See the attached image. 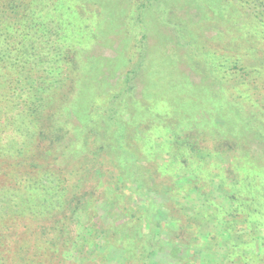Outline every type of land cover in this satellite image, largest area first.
I'll return each mask as SVG.
<instances>
[{
    "label": "rangeland",
    "instance_id": "1",
    "mask_svg": "<svg viewBox=\"0 0 264 264\" xmlns=\"http://www.w3.org/2000/svg\"><path fill=\"white\" fill-rule=\"evenodd\" d=\"M0 62V94L51 85L12 143L33 163L0 176L4 235H74L76 264H142L145 235L150 264H264V0H0ZM28 174L34 214L8 182Z\"/></svg>",
    "mask_w": 264,
    "mask_h": 264
},
{
    "label": "trees",
    "instance_id": "2",
    "mask_svg": "<svg viewBox=\"0 0 264 264\" xmlns=\"http://www.w3.org/2000/svg\"><path fill=\"white\" fill-rule=\"evenodd\" d=\"M8 33L9 31H7L6 34L8 35ZM16 36L18 38L23 37L21 35ZM33 50L34 48H21L19 54L26 57L29 55L32 56ZM34 65H38V63L32 64L29 60H22L18 63L16 61H14V63H4L5 68L18 72H20L21 70L25 71L26 68ZM53 67L56 68L55 65H53ZM47 68L49 69L51 68V66H48ZM40 79H42L41 83H35V85H32L27 81V78H24V75L19 74L18 78L14 79L15 85H13L10 81L7 83L8 85H13L14 91L12 93L0 94V124L5 122V126L0 129V176H2L3 178H6L9 175V171L11 169L16 168L17 171L19 170L22 172L23 169H26V167H30V165L33 163V156L31 161H26L31 148L27 145H24L25 149L19 148L23 143H18V145L13 144L17 145L14 153V163L11 164L7 162L8 159L6 157V154L12 152V143H14V141H19L18 136L23 133L22 131L25 128H29L30 126L33 127V125L36 124L35 121L40 119L43 108H45L43 105L47 95L49 94L48 90H50L51 85L49 84L48 80L42 77ZM1 82L2 80L0 79V85L2 84ZM8 107L10 108L8 109ZM139 115L140 114L133 116ZM110 117H112L113 123H115V121L117 120V116H115V114H111ZM18 122H20V126L19 124H16ZM90 125L91 123H88L87 127L89 128ZM57 126H61V124H58ZM58 129L61 130V128ZM9 130L12 132L15 130L19 131L18 135H15L17 137H9ZM228 130H231V128H229ZM231 133L232 131H229V134ZM11 139H13V141H11ZM40 178L41 177L39 175L28 174L24 180H8L11 187L13 186V184L17 186L15 187L16 190L20 189L21 187L22 189L25 188L24 195L21 194L22 201L20 202L27 204L25 212L27 211L29 213V203L33 204L35 200L34 198V200L29 199L28 195H32L36 198L37 201H41V203H38L39 209H42L45 205V209L47 207H50L49 199H47V197L40 192L44 190L48 191L40 184ZM4 182L5 181L0 179V185L2 184L3 186ZM1 189L2 187H0V202L3 201L4 197L7 196L5 209L17 211V205L12 204L13 202H17L13 200L14 198H16V196L13 194L8 196L7 194L9 192H3V190ZM37 190H39L42 195H39ZM10 204L13 205V208L7 207V205ZM30 213H33V211H31ZM58 213L59 211H53L49 212L48 215H51V217H53ZM14 214L15 211L14 213H12V215ZM1 224L2 223L0 222V264H76L73 261L67 262L62 258V254L64 252H69V247H71V245L75 242L76 237L74 235H4L7 232V228L2 227ZM93 241V235H89L87 239H83L80 242L83 243L82 245H84L82 249L90 247L93 244ZM144 241H146L148 246L146 248L144 262L142 264H150V257H152L156 251V243L155 240L150 241L149 243L148 235H145ZM78 254L80 253L77 252V255ZM78 263L81 264V262Z\"/></svg>",
    "mask_w": 264,
    "mask_h": 264
}]
</instances>
